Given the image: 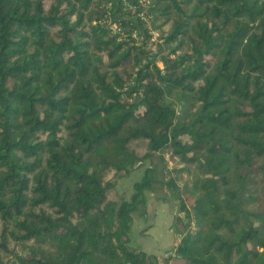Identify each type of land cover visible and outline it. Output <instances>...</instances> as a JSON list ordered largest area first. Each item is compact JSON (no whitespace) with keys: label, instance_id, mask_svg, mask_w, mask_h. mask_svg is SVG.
I'll list each match as a JSON object with an SVG mask.
<instances>
[{"label":"trees","instance_id":"16d2710c","mask_svg":"<svg viewBox=\"0 0 264 264\" xmlns=\"http://www.w3.org/2000/svg\"><path fill=\"white\" fill-rule=\"evenodd\" d=\"M165 151L169 257L109 177ZM0 264H264V0H0Z\"/></svg>","mask_w":264,"mask_h":264},{"label":"rangeland","instance_id":"374dc122","mask_svg":"<svg viewBox=\"0 0 264 264\" xmlns=\"http://www.w3.org/2000/svg\"><path fill=\"white\" fill-rule=\"evenodd\" d=\"M152 33L154 36L153 40H156L159 32L154 30ZM166 165L171 170L173 168L180 169L183 167V164L179 162L177 157H173L168 151H165L161 156L157 154L152 159H148L143 164L134 167L126 175L116 176L113 173L109 174V177L115 182L117 195L125 199H130L134 192L133 184L142 179L145 174V169L152 167L154 170L156 180L153 189L146 190L145 192L147 205L144 210H146V214L142 212L143 207L141 205L139 210L134 213L130 242V246L133 249H142L143 247L150 246L148 243L149 240L158 238L164 232L168 233L170 230L166 225L173 228L174 234L177 235V244H179L183 237L182 231L175 222H177L180 214L184 216L185 212L181 211L182 207L179 196L166 185ZM191 177H193V173L186 170L182 172V175L179 174L178 181L183 185V179H189ZM150 228L152 229L150 232H147L148 235L145 234ZM164 244L165 242L162 243V245ZM174 252L173 247L169 246L167 248L166 246L159 255L169 257Z\"/></svg>","mask_w":264,"mask_h":264},{"label":"crops","instance_id":"0c3cea01","mask_svg":"<svg viewBox=\"0 0 264 264\" xmlns=\"http://www.w3.org/2000/svg\"><path fill=\"white\" fill-rule=\"evenodd\" d=\"M148 213V211H147ZM172 223V221H171ZM166 225V224H164ZM166 227L169 228L170 231H168V233L164 232L162 234H160V236L154 240H149V245L150 246H146V247H143L142 249L144 251H146L148 254H156V255H159L161 254V251L167 246V248H169V246L173 247V249L175 250V246L177 244V235L174 234L173 232V228L172 227H169L166 225ZM152 228H150L149 230H147L145 232V234L148 235L147 232H150ZM143 234V235H145ZM148 240V239H147ZM165 242L164 245H162V243Z\"/></svg>","mask_w":264,"mask_h":264}]
</instances>
